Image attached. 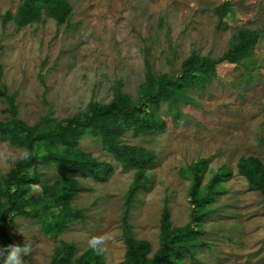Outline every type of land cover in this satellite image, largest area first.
Masks as SVG:
<instances>
[{
    "label": "rangeland",
    "instance_id": "374dc122",
    "mask_svg": "<svg viewBox=\"0 0 264 264\" xmlns=\"http://www.w3.org/2000/svg\"><path fill=\"white\" fill-rule=\"evenodd\" d=\"M25 1L0 0V152L8 155L0 158L1 177L27 149L16 139L10 107L17 121L54 129L83 117L90 102L108 103L116 92L134 102L147 93L146 61L155 78L179 74L195 59L221 57L250 34L260 38L239 60L217 63L202 87L184 88L191 102L161 101L142 111L161 119L163 129L122 130L119 145L154 154L131 199L127 191L138 169L123 168L99 137L85 133L74 148L111 166L102 180L68 171L35 143L39 157L28 171L36 180L30 183L36 214L9 213L4 246L25 241L33 249L22 255L25 264H53L69 244L65 264H94L87 241L110 236L106 253L96 258L128 264V226L152 258L164 207L173 227L190 221L189 169L204 159L198 199L214 179L216 192L197 235L204 246L184 253L180 264H264V196L239 167L254 161L252 178L264 184V0H43L34 15H22ZM63 184L75 187L62 206L71 215L53 226L40 216L56 208L52 200ZM5 205L0 194V210Z\"/></svg>",
    "mask_w": 264,
    "mask_h": 264
},
{
    "label": "trees",
    "instance_id": "16d2710c",
    "mask_svg": "<svg viewBox=\"0 0 264 264\" xmlns=\"http://www.w3.org/2000/svg\"><path fill=\"white\" fill-rule=\"evenodd\" d=\"M43 0H26L20 9L23 15L25 10L27 13L35 12L32 10L39 8ZM62 1V0H60ZM228 3V2H226ZM225 3V4H226ZM222 7V6H221ZM218 7L216 9H219ZM27 21L31 16H27ZM260 38V33L256 32L250 34L244 42L239 43L232 49L228 50L221 57L216 59H195L189 62L181 70L179 74H162L155 78L150 70L149 63L146 61V83L149 86V91L140 96L136 101H128L121 93L116 92L113 98L108 103L90 102L88 105V112L83 117H75L66 120L63 123H57L54 129L33 128L27 126L15 118L13 108H9L13 120V127L15 129L16 139L24 143L27 150L32 153V157L27 160H20L17 165L12 168L5 176H0V194L6 197L7 205L0 210V246H4L5 231L8 226V214L18 213L21 215H35L32 212L34 200L36 196L32 193L31 182L36 181L33 174H30L28 169L37 164L38 154L34 144L42 145L44 150L49 151V154L55 157L61 165H63L70 172H80L90 175L97 179L106 178L111 171V166L95 161L81 150L75 149V145L80 137L87 133L94 137H99L107 150L112 152L115 158L121 163L125 169H138L135 181L127 191L128 199L141 186L140 179L143 176L145 169L151 165L154 154L150 150L143 148L128 147L118 144V137L125 129H134L135 133H140L147 130L163 129L164 122L161 119H148L142 111H148L152 105H156L161 101H167L170 105H176L179 101L191 102L192 100L185 93L184 88L202 87L213 72L214 66L225 60H239L242 53L248 52L257 43ZM11 106V101H9ZM177 110L175 111V114ZM3 123H0V128H3ZM56 143H61L66 148L60 151L53 150ZM204 159L194 163L189 169L191 173V190L190 200L192 204L191 219L184 227H173L170 221L169 210L164 207L161 213L160 221V239L159 248L156 255L152 258L146 257L147 247L139 241L133 240L128 232L129 228L126 226L125 242L127 245L126 260L128 264H180L182 255L188 253L195 247H202L204 243L197 238L199 227L201 224L204 207L208 201L213 198L214 193L212 187L215 179L208 184L206 192L202 198L198 199V185L200 176L204 170ZM242 173L247 176L256 185L261 186V191L264 196V184L259 180L256 182L252 178L254 174L255 163L246 166L240 164ZM229 174L228 171H222L221 175ZM75 187L71 184H63L60 186L52 200V204L56 206L54 210L44 213L40 217L44 218L45 222L53 226L63 224L70 215L63 212L62 206L74 194ZM47 207L46 204L43 205ZM125 217V216H124ZM72 245L66 244L60 255L53 256V264H65L70 259ZM90 254V261L94 264H100V261ZM83 264H90L84 261Z\"/></svg>",
    "mask_w": 264,
    "mask_h": 264
},
{
    "label": "clouds",
    "instance_id": "9594fccd",
    "mask_svg": "<svg viewBox=\"0 0 264 264\" xmlns=\"http://www.w3.org/2000/svg\"><path fill=\"white\" fill-rule=\"evenodd\" d=\"M32 157V153L25 149L16 158L27 161ZM0 158L7 160L8 155L5 152H0ZM112 239L110 236H93L87 241V246L97 255H104L107 251V243ZM33 252L30 243L8 244L0 246V264H25L21 259L22 255H28Z\"/></svg>",
    "mask_w": 264,
    "mask_h": 264
}]
</instances>
